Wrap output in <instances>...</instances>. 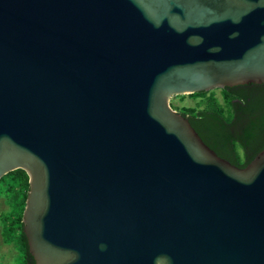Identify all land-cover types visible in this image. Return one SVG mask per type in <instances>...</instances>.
<instances>
[{
	"label": "water",
	"instance_id": "water-1",
	"mask_svg": "<svg viewBox=\"0 0 264 264\" xmlns=\"http://www.w3.org/2000/svg\"><path fill=\"white\" fill-rule=\"evenodd\" d=\"M264 84V0H0V180L35 264H264V148L220 158L173 96Z\"/></svg>",
	"mask_w": 264,
	"mask_h": 264
},
{
	"label": "trees",
	"instance_id": "trees-1",
	"mask_svg": "<svg viewBox=\"0 0 264 264\" xmlns=\"http://www.w3.org/2000/svg\"><path fill=\"white\" fill-rule=\"evenodd\" d=\"M185 96L196 100L192 107H172L186 117L217 156L238 167H246L264 148V84H247ZM29 190L28 176L23 170L12 171L0 180L8 211L0 214L2 239L12 243L19 264H35L23 233L22 213Z\"/></svg>",
	"mask_w": 264,
	"mask_h": 264
},
{
	"label": "rangeland",
	"instance_id": "rangeland-1",
	"mask_svg": "<svg viewBox=\"0 0 264 264\" xmlns=\"http://www.w3.org/2000/svg\"><path fill=\"white\" fill-rule=\"evenodd\" d=\"M216 96L220 98V92L218 90H214ZM196 100H193L191 97L185 96L183 99H180L178 96H173L170 99V105L172 107H192L195 105ZM8 211V206L1 196L0 199V214ZM2 224L0 222V264H19V258L17 257V251L12 243L5 244L2 239Z\"/></svg>",
	"mask_w": 264,
	"mask_h": 264
}]
</instances>
